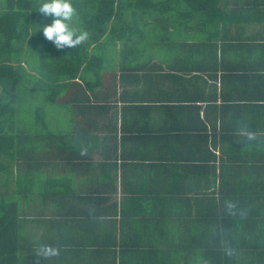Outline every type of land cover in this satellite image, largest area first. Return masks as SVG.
<instances>
[{
	"label": "crops",
	"instance_id": "0c3cea01",
	"mask_svg": "<svg viewBox=\"0 0 264 264\" xmlns=\"http://www.w3.org/2000/svg\"><path fill=\"white\" fill-rule=\"evenodd\" d=\"M231 1L255 10L201 31L155 21L157 45L144 57L108 45L109 75L89 93L105 105L89 128L99 146L91 137L73 198L29 204L19 264H264V254H195L209 237L187 215L209 192L221 207L247 199L242 207L264 211V0ZM261 217L228 232L264 242ZM41 244L59 254L40 257Z\"/></svg>",
	"mask_w": 264,
	"mask_h": 264
},
{
	"label": "trees",
	"instance_id": "16d2710c",
	"mask_svg": "<svg viewBox=\"0 0 264 264\" xmlns=\"http://www.w3.org/2000/svg\"><path fill=\"white\" fill-rule=\"evenodd\" d=\"M80 3L91 9L82 14L90 37L73 48L57 49L43 34H37L39 39L34 36L30 21L34 0H7L0 11V156L6 157L0 162V174L8 170L10 164L25 170L17 178L18 200H10L6 192L0 194V264H19L18 254H22L25 246L21 233L25 217L21 215L29 202L45 198L49 204H55L63 195L68 200L73 198L72 189L77 185L76 167L81 168L83 162L79 160L92 151L91 137L96 147L99 146L98 136H92L89 128L100 121L97 115L106 113H101L105 105L98 100L94 102L89 93L103 83L102 68L106 59L102 51L107 44L119 40L125 46L122 54L144 57L149 48L157 45L155 21L166 20L184 30L201 31L210 23L217 24L224 16L231 19L238 15L243 22L245 13L255 10L250 1L233 6L235 2L231 0H83ZM136 35L144 41V46L134 51L130 44L136 43ZM40 39L43 46L38 44ZM25 47L39 49L42 60L41 73L32 91L45 92V100L51 103L64 93L63 99L71 114L65 127L54 130L45 119L35 123L38 130L34 135L20 127L16 116L26 67L18 55ZM124 69L135 70L127 66ZM36 111L39 112L40 107ZM42 148L43 154L40 153ZM210 153L211 160H215L216 152L211 149ZM212 166L215 169V161ZM32 169H40L41 173L34 176ZM246 201L249 202L245 199L239 203L232 199L234 207L229 209L225 205L221 207L217 195L209 192L195 212H188L189 217L195 215L197 229L204 230L209 237V242L192 244L195 254H264V242H260L263 233H256V240L242 243L233 239L234 231L228 232L241 222L248 224L246 221L252 215L264 218V211H250L247 205L242 207ZM183 214L186 212L178 211V215ZM217 261L229 264L230 259L222 257Z\"/></svg>",
	"mask_w": 264,
	"mask_h": 264
},
{
	"label": "rangeland",
	"instance_id": "374dc122",
	"mask_svg": "<svg viewBox=\"0 0 264 264\" xmlns=\"http://www.w3.org/2000/svg\"><path fill=\"white\" fill-rule=\"evenodd\" d=\"M7 0H0V11L5 7V3ZM83 0H72L76 10H77V16L75 18V22L73 24L74 27L79 29H85V26L83 25V17L82 14L85 12H89L91 9L87 7L85 4L80 3ZM38 4V0H34V9L32 11V14L30 16L31 21V30L34 32V36L39 39L40 37L37 35L43 34L41 28H37L36 24L42 25L44 23L50 22L52 17L51 16H44L43 13L39 11V9H36V6ZM87 4V3H86ZM89 6V5H88ZM37 28V29H36ZM36 30V31H35ZM38 41V40H37ZM41 41V42H40ZM39 45L43 46V42L40 39ZM107 45H112V43H109ZM41 46H38V48H41ZM105 46V45H104ZM101 47L100 49H102ZM31 49V48H30ZM24 49L21 53H19L18 57H20L21 61H23V64L26 67V73L24 74V77L22 78L20 88H19V102H18V114L16 116L18 123L20 124V127L28 132H31L33 135L36 133V130H38L35 123H40L45 119V122L49 123V126L51 124L52 129H58L60 127H65L70 122V110L66 107V103L64 102V93L59 97V99L55 103L48 102L45 100V92H38L34 93L32 91L33 84L36 80V77L40 76V68L42 66V60L40 55L39 49ZM105 49L107 51H102L104 56L106 55L105 65L102 68V71L105 72L103 76L107 77L109 75V69L111 68L109 66L110 63H112L111 54H112V46H106ZM161 57H165L166 55H160ZM170 56V55H169ZM40 107V111L37 112V108ZM40 120V122H38ZM59 126V127H58ZM41 130V129H40ZM35 145L38 147L39 143L37 140L34 141ZM43 146V143L40 145ZM44 148L40 149V153L43 154ZM45 153V152H44ZM5 156H0V162L5 161ZM23 171L20 170V168L17 165L10 164L9 169L2 172L0 174V194L6 192L8 195V198L10 200H18V186L17 184V178L19 174L21 173L23 175ZM41 173L40 169H32L31 174L34 176H37ZM33 176V177H34ZM14 190L16 191L14 192ZM14 193L16 194L14 196ZM32 202H29L31 204ZM30 208V209H29ZM31 207L26 208V211H23L22 217H25L24 222H27V217L29 216ZM25 226L22 227V235L23 232L27 228V224H24ZM24 230V231H23Z\"/></svg>",
	"mask_w": 264,
	"mask_h": 264
},
{
	"label": "clouds",
	"instance_id": "9594fccd",
	"mask_svg": "<svg viewBox=\"0 0 264 264\" xmlns=\"http://www.w3.org/2000/svg\"><path fill=\"white\" fill-rule=\"evenodd\" d=\"M36 9H39L44 16L52 17L50 22L36 25L37 28L42 29L46 40L54 44L57 49L66 46L73 48L89 39L90 34L87 30L82 28L78 30L73 26L77 10L72 0H38ZM227 207L232 209L234 204L228 201ZM37 252L40 257H50L58 255L59 249L52 245L41 244Z\"/></svg>",
	"mask_w": 264,
	"mask_h": 264
}]
</instances>
